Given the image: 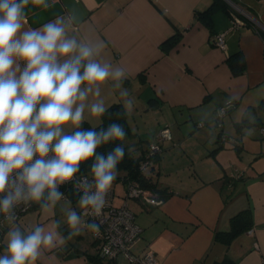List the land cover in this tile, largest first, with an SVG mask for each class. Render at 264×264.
<instances>
[{
  "label": "crops",
  "instance_id": "0c3cea01",
  "mask_svg": "<svg viewBox=\"0 0 264 264\" xmlns=\"http://www.w3.org/2000/svg\"><path fill=\"white\" fill-rule=\"evenodd\" d=\"M212 1L59 0L47 9L31 3L25 9V30L72 13L77 22L69 35L104 42L97 59L125 70L123 87L135 101L129 125L136 115L152 119L144 145L142 132L131 128L136 140L130 145L137 144L138 155L160 128H170L172 138L149 171L165 191H150V201L130 202L112 188L120 200L116 205L126 202L142 227L132 252L141 255L151 249L158 264H213L223 258L235 264H264V136L258 131L264 125V0H221L225 7L213 12L209 26L197 12ZM227 10L242 20L231 29L233 16ZM223 32L224 49L212 41ZM173 35H179L177 42L163 47ZM235 52L244 58L240 74H233L227 62ZM113 83L109 79L101 85V98L106 106L123 105ZM231 96L237 99L227 106L219 125L217 110ZM247 113L255 117L254 124ZM85 117L91 125L100 121L87 111ZM113 183L125 189L122 181ZM79 199H64L49 212L33 203L17 223L27 230L35 225L51 230L59 220L58 231L67 236L64 210L70 206L83 218L84 210L75 205ZM243 209L251 212V228L227 245L215 242L214 232L228 230L230 218ZM7 231L6 224L0 231V255ZM37 264L113 262L97 258L91 231L83 228L65 243L43 250Z\"/></svg>",
  "mask_w": 264,
  "mask_h": 264
},
{
  "label": "clouds",
  "instance_id": "9594fccd",
  "mask_svg": "<svg viewBox=\"0 0 264 264\" xmlns=\"http://www.w3.org/2000/svg\"><path fill=\"white\" fill-rule=\"evenodd\" d=\"M58 2L0 0V215L8 225L0 264H37L43 250L79 235L82 227L99 232L96 219L102 216L118 176L117 165L125 154L123 146L106 157L96 154L102 144L125 141L127 134L119 124L99 132L76 130L66 134L69 126L80 128L86 111L97 118L106 112L101 85L109 79L113 88L120 90L126 115L133 111L135 101L123 87L125 70L97 59L104 42L69 35L77 22L74 14L25 30V9L30 3L47 9ZM236 99L229 97L217 116L223 117ZM247 117L250 124L255 123L251 113ZM94 155V180L84 177L75 185L83 193L78 207L88 210L91 222L69 206L64 210L70 229L67 236L58 231L59 220L53 221L51 230L42 225L27 230L17 223L16 209L21 205L23 210L33 203L43 212L53 210L64 200L59 186L72 180L80 164ZM34 156L39 158L33 160ZM65 203L70 205V201Z\"/></svg>",
  "mask_w": 264,
  "mask_h": 264
},
{
  "label": "built area",
  "instance_id": "2783aa9c",
  "mask_svg": "<svg viewBox=\"0 0 264 264\" xmlns=\"http://www.w3.org/2000/svg\"><path fill=\"white\" fill-rule=\"evenodd\" d=\"M231 18V28L236 27L241 23L239 16ZM226 32L217 34L213 37L212 41L220 48H225V36ZM225 104L218 108H224ZM217 110V111H218ZM222 117H218L216 114V123L221 125ZM259 133L264 136V125L259 126ZM172 134L168 126L160 128L148 143L146 150L143 154V159L139 166L140 170L146 171L153 164V158L163 150V144L166 141L171 140ZM52 156V153H49ZM38 156H34L33 160L38 159ZM15 175V172L12 173ZM87 177L92 182L94 177L89 174L75 175L72 180L65 182L59 186V191L64 194V199H68V191L73 190L80 197L83 194L79 192L75 185L76 182L81 178ZM150 191L142 188L139 183L135 180H127L125 182V194L124 200L138 199L140 201H150ZM115 192L113 189L110 190L107 196V204L103 209L102 216L96 219V222L100 225L99 232L91 231L93 241L97 250V255L107 261L113 262V264H158L155 258L154 252L151 249L146 250L141 255H136L132 252V248L141 238L142 227L135 221L133 212L127 207V203L124 202L121 205L114 203ZM31 207V206H30ZM30 207L26 210L21 205L16 209L19 219L22 215L27 212ZM85 210L83 219L87 222L93 220L92 216L87 215ZM3 215H0V231H3L6 227V223H3ZM18 219V220H19Z\"/></svg>",
  "mask_w": 264,
  "mask_h": 264
},
{
  "label": "trees",
  "instance_id": "16d2710c",
  "mask_svg": "<svg viewBox=\"0 0 264 264\" xmlns=\"http://www.w3.org/2000/svg\"><path fill=\"white\" fill-rule=\"evenodd\" d=\"M225 7V3L221 0H213L212 3L202 12H197V17L201 19L206 25L211 26L212 14L218 7ZM230 12L229 10H227ZM230 15L233 13L230 12ZM179 39V35H173L167 38L163 42L164 45H172V43H176ZM228 65L233 74H240L244 70V58L240 52L231 53L227 57ZM106 112L100 117V121L96 125H91L87 121H83L79 129H72L66 134H71L73 131L82 130L89 131L95 130L96 132L106 130L111 124H119L123 126L126 132V139L132 138L135 133L132 131L129 122L128 115L125 114L122 103L114 102L107 106ZM125 139V141H126ZM121 142L119 140L109 141L108 143L100 145L96 149L97 155L107 156L110 152H112L117 146H123L125 149V154L121 162L117 165L118 176L115 181H122L125 183L127 180H135L139 183L142 188H145L151 192H157L161 194L165 191V189H159L157 184L151 180L149 171L153 167L148 168L146 171L140 170L139 166L143 159V154L146 150H142V152L138 156H134L132 150L130 151V146L126 142ZM156 160V156L153 158V163ZM95 162V155L88 160L82 162L79 166V171L75 175L79 174H91L92 165ZM80 198L78 194H76L73 190L68 191V200L74 202L76 199ZM165 198L162 197V199ZM252 226V217L249 209H243L239 211L237 214L230 218V226L228 230L225 231H215L213 240L215 242H220L222 244L227 245L230 241L239 233L248 230ZM98 259H102L97 255ZM213 264H235L229 258H223L220 261L214 262Z\"/></svg>",
  "mask_w": 264,
  "mask_h": 264
},
{
  "label": "rangeland",
  "instance_id": "374dc122",
  "mask_svg": "<svg viewBox=\"0 0 264 264\" xmlns=\"http://www.w3.org/2000/svg\"><path fill=\"white\" fill-rule=\"evenodd\" d=\"M148 118L149 119H147L146 117L143 119V118H140L139 117V115H136L135 116V118L134 119H130V126H131V128L135 131V129H139L141 132H142V134H140L141 135V137H142V139H141V141L143 142V145H144V143H145V141H147V139L149 138V136H148V128H149V123H150V121H152V119H150V116L148 115ZM143 121H145V122H143ZM173 128H175V126L173 127ZM147 131V132H146ZM146 132V133H145ZM135 140L136 139H133V138H128V139H126V143L127 144H129V146H130V148H131V150H132V152H133V155L134 156H137L138 155V149L136 148V145L137 144H135L134 146H132V145H130V143H133V142H135ZM167 142V141H166ZM149 143V142H148ZM148 145V144H147ZM162 151H164V149L162 150ZM162 151L161 152H159V154L161 155L162 154ZM112 188H114L115 189V192H116V196L117 195H119V194H117V192H123L124 194H125V189L123 188V186H122V184L121 183H113V186H112ZM128 201H130L131 202V199L129 198L128 199ZM76 203V202H75ZM114 203L115 204H119L120 203V200H119V198H114ZM76 206H77V209H80L79 207H78V202L75 204ZM84 212H85V210H84ZM83 231V227H82V229H81V232Z\"/></svg>",
  "mask_w": 264,
  "mask_h": 264
},
{
  "label": "water",
  "instance_id": "95a60500",
  "mask_svg": "<svg viewBox=\"0 0 264 264\" xmlns=\"http://www.w3.org/2000/svg\"><path fill=\"white\" fill-rule=\"evenodd\" d=\"M231 1V0H230Z\"/></svg>",
  "mask_w": 264,
  "mask_h": 264
}]
</instances>
